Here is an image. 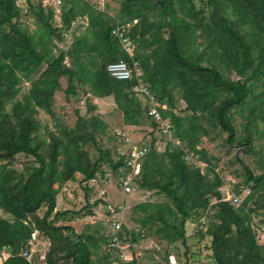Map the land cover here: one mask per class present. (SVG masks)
I'll return each mask as SVG.
<instances>
[{
	"label": "trees",
	"instance_id": "16d2710c",
	"mask_svg": "<svg viewBox=\"0 0 264 264\" xmlns=\"http://www.w3.org/2000/svg\"><path fill=\"white\" fill-rule=\"evenodd\" d=\"M193 1L123 0L118 16L109 17L82 0H62L64 27L68 28L77 17L85 16L89 21L85 36L76 41L71 52L74 64L70 68L63 64L66 54L60 52L53 57L47 46L55 33L49 23L50 11L45 14L38 7V19L43 23L45 34L34 39L18 24L23 7H19L17 0H0V155L7 160L23 154L37 163V167L18 178L13 177L6 165L0 166V209L11 218H0V250L7 248L10 252L2 264H32L35 257L27 261L21 253L34 231L42 232L50 240L45 254L48 264H91L90 257L96 255V251L89 250L92 236L75 235L68 226H54L48 217L56 206L60 185L73 180L76 173L82 176L83 182L91 181L99 170V163L112 162L108 151H100V158L91 162L84 149L87 145H96V134L103 132L106 124L94 117L88 120L79 117L73 128L62 130L58 135L50 132L48 141L36 143L34 133L39 124L32 116L35 109L50 112L57 88L56 76H67L68 93H74V79L87 84L90 96L113 98L125 125L140 126L143 116L149 118L146 103L133 92L136 82L115 80L106 71L108 64L118 60L139 63L142 80L154 98L165 106L159 109L161 116L169 121L173 137L183 144V147L168 144L167 151L158 155L148 152L139 173V187L164 194L176 208L174 212L166 206L169 215L176 219L180 214L178 226L160 220L174 231L173 235L165 234L167 242L179 238L184 243L186 220L193 210L206 209L208 198L214 197L218 203L214 206V221L207 231L216 264H264V252L256 243L251 226L255 209L247 206L253 195L264 189V176L254 177L247 171L250 194L234 208L229 202L221 201L217 190L221 182L217 177L214 185L206 187L199 169H190L184 160L186 150L207 161L204 150L196 149L201 137L209 134L201 125L202 119L212 128L227 132V141L231 143L235 130L230 111L252 103L248 100L253 96L250 82L264 77V0H208L206 12L197 10ZM26 5L30 6L29 0ZM155 10L160 18L157 22L149 18ZM136 20L127 36L137 46L130 57L111 32L116 23L125 26ZM163 27L167 38L163 37ZM196 31L205 42V45L199 44L204 49L197 60L184 54L181 48L182 36L195 40ZM201 60L209 64L203 66L199 63ZM43 64L46 70L38 80L31 81V76ZM217 65L234 70L244 79L226 80L216 69ZM22 81H30V89L10 113L6 112L5 103L18 94ZM173 90L185 105L182 114L174 111ZM245 143L250 144V137H246ZM40 144L46 145L44 153ZM123 165V159H119L112 164V169L117 171ZM54 184L58 187L54 188ZM41 206H46V212L41 219H35L38 230L33 229L28 217ZM149 207L150 204H141L137 209L147 214ZM68 214L72 212H56L54 217ZM150 219L153 216L139 219L137 224L145 228ZM140 228L134 232L137 238L142 232ZM63 230H69L76 241L61 237ZM120 236L124 237L122 228ZM102 244L105 248L96 264H106L111 256L107 240L103 239ZM131 263L135 264L134 257Z\"/></svg>",
	"mask_w": 264,
	"mask_h": 264
},
{
	"label": "rangeland",
	"instance_id": "374dc122",
	"mask_svg": "<svg viewBox=\"0 0 264 264\" xmlns=\"http://www.w3.org/2000/svg\"><path fill=\"white\" fill-rule=\"evenodd\" d=\"M29 1L30 6L26 5V0H17L19 7L21 9L23 7V11H21L23 17L18 20V24L34 39H37L39 35L45 34L43 23L38 19L39 8L45 14H47V10L39 4V0ZM82 1L87 2L93 9L104 12L109 17L118 16L123 3V0ZM60 2L62 3V0ZM208 2L203 0L193 1L196 9L204 10V12L209 10ZM24 10H27V12L24 13ZM226 13L228 14V12ZM229 17L233 18L232 15H229ZM149 18L156 22L160 20L156 10L150 13ZM61 20V16L51 15L49 23L55 29V33L51 35L52 42L48 43L47 46L53 57L58 56L60 52L66 54L63 64L73 68L74 57L71 52L76 47V41L85 36L89 21L85 16L77 17L66 28ZM136 22L137 20L135 23L125 25L126 36L132 31L131 29L136 25ZM116 24L115 28L121 27L118 23ZM240 32H243V28L240 29ZM162 34L164 38H167L168 34L164 27L162 28ZM195 35V40L190 36H182L181 48L184 54L197 60V56L204 49V46H199V44L203 42L205 45V42L199 37L198 31L195 32ZM120 44L122 46L124 43L121 42ZM136 47L135 44L132 45L130 51L132 54H134ZM199 63L203 66L209 64L207 61L202 60ZM216 69L226 80L242 81L244 79L234 70H227L223 66L217 65ZM45 70L46 65L43 64L31 76V81L38 80ZM56 82L57 88L52 96L50 112L35 109L32 116L39 124L38 130L34 133L35 142L48 141L50 132L58 135L62 130L73 128L79 117H84L86 120L94 117L106 124V128L103 132L96 134L95 146L87 145L84 149L91 162L100 158V151L103 153L108 151L112 162L104 160L99 163V170L91 181L83 182L82 176L76 173L73 180L60 185L56 196V206L50 217H48V221L53 222L54 226L71 227L70 230H73L72 232L75 235L92 236L93 240L92 238L89 240V250L90 252L96 251V255L90 257L91 264L99 263L97 259L105 248L102 240H107L110 230L109 221L113 220V217L115 220L121 221L124 241L130 245L129 251L133 256L140 252L137 255L139 259H137V262L135 261L138 264H169V255L174 257L172 261L175 264H216L210 250L211 237L207 231L211 222L214 221L213 215L216 211L214 206L218 203L214 197L208 198L209 204L206 209L193 210L190 218L186 220L184 224V243L179 238L169 243L165 239V234L173 235L174 231L166 228L161 221L166 220L167 224L173 223L178 226L180 214L174 219L173 216L169 215L166 208V206H169L171 210L176 212L172 200L164 194H158L156 190L140 188V176L134 177L130 193L123 196L120 191L118 186L119 176L131 177V172L125 169L124 166L119 167L117 171H113L112 164H115L119 159L124 161L122 154L129 145H150V151H153V154L156 155L167 151L164 139H160L159 135L156 134V125L146 116H143L140 126H131L134 128L126 129L124 126L130 127V125L123 123L122 114L117 110L112 97H92L88 93V85L80 84L76 79H74L72 85L74 93L70 94L67 92L69 83L67 76H56ZM19 87L18 94L5 103L6 112L10 113L14 104L21 101L22 97L27 94L31 82L22 81ZM250 87L253 89V96L248 99L249 102H252L250 106L235 108L229 113L230 122L235 130L232 142L227 141V132L220 130L219 127L212 128L202 119L201 125L209 134L201 137L196 149L198 151L204 150L207 161H201L199 155L186 150L184 156V160L190 169H199L200 174L205 178L206 187L214 185L216 183L215 178H218L221 183L217 190L221 193V201L231 204L230 201L236 200V202L233 201L236 205L231 204L234 208H238L250 194L251 189L250 184H248L247 171H250L254 177L264 176V77L259 76L258 79L251 81ZM171 97L175 101V113L182 114L185 105L179 99V94L173 90ZM117 133H120V135ZM121 135L124 136L123 138H127V141L124 142ZM247 136L250 137L249 145H245ZM177 146L183 147V144L180 143ZM45 151L46 145H43L41 152L44 153ZM143 161L144 159L140 162L141 165ZM3 165H6V169L12 173L14 178L25 175L27 170L37 167V163L34 162L32 157L23 154L7 160L2 159L0 155V166ZM53 187L57 188L58 184H54ZM204 189L206 188L204 187ZM141 204H150L147 214L137 209V206ZM114 205H122L123 210L118 214H111L108 206L113 208ZM247 206L250 209H255L251 226L256 243L264 252V189H259ZM65 211L72 212V214L65 217H54L56 212L62 213ZM45 212L46 206H41L35 214L28 217L33 229L38 230L35 219H41ZM148 216H153V220L147 221L145 228H140L137 220L148 218ZM0 218L11 220L9 215L2 209H0ZM139 228L142 232L137 238L134 232ZM37 232L39 236L34 242L35 259L32 264H48L47 257H44L47 255L50 240L42 232ZM61 234V237H68L69 240L76 241L75 236L69 230H63ZM94 244L98 248H95ZM9 255L10 252L7 248L1 249L0 264ZM62 255L61 253L59 257ZM60 261L62 262L61 259ZM106 263H108V259Z\"/></svg>",
	"mask_w": 264,
	"mask_h": 264
},
{
	"label": "built area",
	"instance_id": "2783aa9c",
	"mask_svg": "<svg viewBox=\"0 0 264 264\" xmlns=\"http://www.w3.org/2000/svg\"><path fill=\"white\" fill-rule=\"evenodd\" d=\"M41 6L46 9V12H51L53 16H62V3L60 0H39ZM208 1V0H203ZM27 10H24L26 13ZM135 23V21H134ZM111 34L124 43L122 45L125 52L132 57L133 54L130 52L132 43L129 38L126 36V26L116 27L112 30ZM127 38V39H126ZM120 42V43H121ZM106 71L110 77L118 81H129L134 80L136 82L133 92L137 97L143 100L147 105V117L156 125V132L159 135L160 139H164V145L168 146V144L179 145L180 142L173 137V132L171 130V126L169 121L163 118L160 114L159 109H165V106L157 101L152 93L150 92V88L148 84H146L143 80V72L139 66L137 61H132L128 63L124 60H118L116 62L110 63L106 67ZM120 135V133H117ZM122 140L125 142L127 138H123ZM165 138H167L165 140ZM179 147V146H177ZM150 151V145L145 144H135L129 145L124 151V168L131 172V177H127L124 175H120L118 178V186L120 187V191L122 195H127L130 193L132 183L134 177L139 176L141 164L140 162L146 157L148 152ZM230 201V199H229ZM236 202V200H233ZM233 201H230L232 205H236ZM111 214H118L123 210L122 205H114L108 206ZM109 235L107 237L108 249L111 253V256L108 258V263L106 264H132L133 254L129 251L130 245L124 241V237L120 236L121 233V221L113 220L109 221ZM39 236L37 231H34L31 234L30 239L28 240L26 246L24 247L21 256L27 261H32L34 259V242L36 238ZM10 256V255H9ZM8 256V257H9ZM7 257V258H8ZM6 258V259H7ZM45 258V257H44ZM4 259L3 262L6 260ZM39 259H42L39 256ZM170 264L173 263V256H168ZM2 262V263H3ZM191 262V261H190ZM1 263V264H2Z\"/></svg>",
	"mask_w": 264,
	"mask_h": 264
},
{
	"label": "crops",
	"instance_id": "0c3cea01",
	"mask_svg": "<svg viewBox=\"0 0 264 264\" xmlns=\"http://www.w3.org/2000/svg\"><path fill=\"white\" fill-rule=\"evenodd\" d=\"M124 128H126V129H127V128H129V129H133L134 127H131V126H130V127H129V126H124ZM156 134H157V132H156ZM157 135H158V134H157ZM139 254H140V252L137 253V254H135V256H134V260H135V258H136V260H135L136 262H137V259H139V258H137V255H139ZM169 256H171V255H169ZM136 262H135V264H138V263H136Z\"/></svg>",
	"mask_w": 264,
	"mask_h": 264
}]
</instances>
